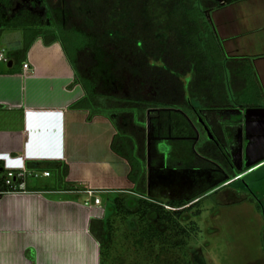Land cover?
Segmentation results:
<instances>
[{"label":"crops","instance_id":"1","mask_svg":"<svg viewBox=\"0 0 264 264\" xmlns=\"http://www.w3.org/2000/svg\"><path fill=\"white\" fill-rule=\"evenodd\" d=\"M222 9L211 18L217 42L225 58L246 60L261 90L262 107L246 114L226 87L232 107L202 113L205 138L220 150L215 160L195 151L199 134L184 113L152 109L144 198L156 183L170 193L196 185L195 175L198 184L227 187L264 167V0H235ZM21 39V32L10 29L0 37L7 57L0 62V166L49 176L17 180L15 188L0 192V264H100L101 245L90 232L91 220L104 224L109 256L125 255L120 244L131 232L126 228L121 234L116 223L135 221L125 215L135 211L131 200L128 208L123 199L142 197L141 188L129 180V165L111 148L117 130L109 118L72 107L84 91L58 41L47 44L37 37L20 62L11 54ZM24 63L32 69L26 76ZM260 153L263 157L257 159ZM246 188L256 195L264 190L251 179ZM88 189L96 191L100 206L86 203ZM108 203L114 214L106 217Z\"/></svg>","mask_w":264,"mask_h":264},{"label":"trees","instance_id":"2","mask_svg":"<svg viewBox=\"0 0 264 264\" xmlns=\"http://www.w3.org/2000/svg\"><path fill=\"white\" fill-rule=\"evenodd\" d=\"M41 3L46 11L44 17L29 12L12 16L13 0H0V37L7 29H21V46L11 54L20 62L37 37L47 44H61L75 82L84 91V97L72 107L111 120L117 130L111 148L129 165V180L141 188L139 208L135 212L125 211L137 222V233L125 235L120 246L123 248L131 241L138 252L150 245V251L155 253L151 255L155 263L151 264H157L160 255L166 256L167 246L184 249L185 243L196 238L199 228L194 219L200 216V208L197 198L166 203L144 198L147 112L172 108L184 113L199 134L195 151L215 160L220 150L205 138L202 113L232 107L225 70L230 76L234 105L245 109L262 107V94L254 74L245 59L223 55L210 18V13L220 5L216 0ZM4 178L0 166V192L9 190ZM182 215L189 216L187 227H179ZM156 219L165 226H177L181 242L174 244L172 238L154 227L152 221ZM90 232L101 245L100 264H119L120 254L110 257L106 252L108 246L104 247V224L91 220ZM139 235L142 239L132 238ZM261 242L264 243V231ZM141 260L133 259L132 264H143Z\"/></svg>","mask_w":264,"mask_h":264},{"label":"rangeland","instance_id":"3","mask_svg":"<svg viewBox=\"0 0 264 264\" xmlns=\"http://www.w3.org/2000/svg\"><path fill=\"white\" fill-rule=\"evenodd\" d=\"M216 1L219 3L222 1L224 5L222 6L220 4L218 8L213 10L210 13V18H213L218 10L230 8L235 0ZM19 3V7L25 8L30 13L40 14L42 17L46 14L44 7L40 6L39 0H23ZM197 6L200 9V5L197 4ZM14 30L21 32V29ZM229 79L230 76L226 71L224 81L231 99L232 90L229 86ZM169 110L176 109L169 108ZM244 110L250 116L257 113L255 111L256 109L246 108ZM256 157L257 159H261L263 154H257ZM262 174H264V167L251 176L244 177L227 185V187L226 184H219L214 188L210 184H198L200 178L194 175L193 180L196 181V185L185 189L176 187L170 193L169 189L163 188L159 185L160 183L152 185L148 191L149 197L148 199L146 198L148 201L157 202L171 199L193 200L197 198L196 202H198L200 208V216L194 219L199 228V233L194 236L196 237L195 239L192 237L190 241L188 240V243H185L188 249L185 247L184 249L177 248L171 244L173 247L167 246L166 256L160 255V261L157 264H264V243L261 242L262 232L264 231V190L263 193L256 195L252 189L250 191L246 188L247 181L249 182L251 179L252 184L254 181L260 190L264 189V179L261 178ZM214 176L217 175L215 174ZM217 179L219 178H216L215 181ZM129 199L132 203L131 210L136 211L139 208V204L138 199L133 196H128L123 199L126 202L124 206L129 208L128 205L126 206ZM106 207V217L114 214V210H111L109 203ZM179 220L181 223L179 227H187L185 223L189 220V216L182 215ZM131 224L133 227L130 229ZM136 224L137 222L133 219L128 220L127 225L129 227L122 225V223H116L121 234L126 228L132 234L133 231L137 233L138 227ZM152 224L159 231L163 232V234L172 238L170 241L174 244L175 242H181V236L178 235V230L180 229L177 226H165L158 219L152 221ZM162 225L164 228H160ZM140 235L132 238L135 239L138 237V239H142ZM145 246H147L145 247L147 249L143 248L137 252L131 241L123 244V249L126 251V254L119 253L123 254L120 256L122 259L119 264H132L133 259L141 260V257L144 262L143 264L155 263L151 256L155 254L150 251L151 246L147 244ZM184 253H186V257L183 256Z\"/></svg>","mask_w":264,"mask_h":264},{"label":"built area","instance_id":"4","mask_svg":"<svg viewBox=\"0 0 264 264\" xmlns=\"http://www.w3.org/2000/svg\"><path fill=\"white\" fill-rule=\"evenodd\" d=\"M0 62L6 63L7 62V57L4 54V50H0ZM22 69H23V75H29L31 74V67H29V64L24 63L22 65ZM5 173V178H4V183L8 188H15L13 186V182L20 180V181H24L27 177H32V178H40V177H48L49 173L48 172H37V171H29L26 169H22L19 171H13V170H4ZM19 190L24 189V183H22V185L18 186ZM86 194V203L93 207V206H100L101 205V200L96 196V191L92 190V189H88L85 191ZM168 210H174L168 207H165Z\"/></svg>","mask_w":264,"mask_h":264},{"label":"flooded vegetation","instance_id":"5","mask_svg":"<svg viewBox=\"0 0 264 264\" xmlns=\"http://www.w3.org/2000/svg\"><path fill=\"white\" fill-rule=\"evenodd\" d=\"M20 1H23V0H13V2H14V8L12 9V13H11V15L12 16H14V15H18V14H20V13H22V12H28V10H26L25 8H22V7H19V2ZM42 0H39V3H40V6L41 7H43V5H42ZM30 13V12H29ZM31 14H37V13H31ZM37 15H39L40 16V14H37ZM42 17V16H41ZM192 124V123H191ZM193 125V124H192Z\"/></svg>","mask_w":264,"mask_h":264},{"label":"water","instance_id":"6","mask_svg":"<svg viewBox=\"0 0 264 264\" xmlns=\"http://www.w3.org/2000/svg\"><path fill=\"white\" fill-rule=\"evenodd\" d=\"M150 111H153V110H150ZM150 111H149V112H150ZM149 112H147V115H149ZM148 127H149V125H148V117H147V121H146V131H147V132H148V129H149Z\"/></svg>","mask_w":264,"mask_h":264}]
</instances>
